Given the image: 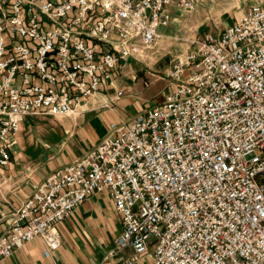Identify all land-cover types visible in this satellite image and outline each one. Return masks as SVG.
Masks as SVG:
<instances>
[{"label":"built area","instance_id":"2783aa9c","mask_svg":"<svg viewBox=\"0 0 264 264\" xmlns=\"http://www.w3.org/2000/svg\"><path fill=\"white\" fill-rule=\"evenodd\" d=\"M200 1L0 0V176L25 117L75 115L172 9ZM191 45L161 102L112 123L9 213L0 260L35 238L57 250V225L105 190L123 225L108 257L130 248L133 264L151 246L154 264H264V5Z\"/></svg>","mask_w":264,"mask_h":264},{"label":"crops","instance_id":"0c3cea01","mask_svg":"<svg viewBox=\"0 0 264 264\" xmlns=\"http://www.w3.org/2000/svg\"><path fill=\"white\" fill-rule=\"evenodd\" d=\"M256 5H264V0H201L192 11L172 9L171 22L158 30L160 38L147 63L141 65L134 58L122 61L112 85L85 100L71 117H25L10 162L0 176V236L8 227L9 213L32 194L34 185L90 151L112 123L135 117L145 105L158 102L157 97L163 100L169 82L151 78L159 73L164 77L172 59L191 49L197 35L208 32L207 27L222 31ZM191 29L195 31L185 36ZM177 41L189 45L183 49L178 48L183 43L172 47ZM166 55L169 58L163 59ZM118 91L123 94L120 98L116 97ZM122 229L121 218L104 190L87 198L57 225L61 240L57 250L49 252L44 242L35 238L1 259L0 264H126L132 255L130 248L107 256ZM152 252L150 246L146 255L133 264H154Z\"/></svg>","mask_w":264,"mask_h":264},{"label":"rangeland","instance_id":"374dc122","mask_svg":"<svg viewBox=\"0 0 264 264\" xmlns=\"http://www.w3.org/2000/svg\"><path fill=\"white\" fill-rule=\"evenodd\" d=\"M205 30H208V32H201L199 35H197L196 37H195V40H202V38H203V36L205 35V34H207V33H209V32H211V33H214V35H216V33H218V31H216V29L214 28V27H207ZM195 30L194 29H191V30H188L187 31V33L185 34V36H188V34H191V33H193ZM89 43H91V42H89ZM180 43H183V44H185V45H180V46H178V48H185V47H187L188 45H189V43H187V42H182V41H177V42H175L174 44H173V46L172 47H176V45L177 44H180ZM152 48L153 47H151V48H149V49H146L145 51H144V53H143V56L142 57H140V58H138V60L140 61L139 63H141V65H142V63H147L148 61H147V57H149L150 55H151V53L152 52H154V50H152ZM193 48V46H191V49ZM165 58H169V55H166V56H164V58L163 59H165ZM143 61V62H142ZM164 62H166V60L164 61ZM144 65V64H143ZM188 71L185 73V76H187L188 75ZM156 76L157 77H152L151 78V80H155V79H157V78H160V81L161 82H163V83H165L166 82V80L167 79H165V77H163V75L162 74H156ZM170 90V89H169ZM123 95V94H122ZM156 100L158 99V102H161V97H157V98H155ZM154 99V100H155ZM152 104H153V102H151V103H149L148 105H145L142 109H139V111H138V113L137 114H139V113H141V112H143V111H145V110H147L148 108H150L151 106H152Z\"/></svg>","mask_w":264,"mask_h":264}]
</instances>
